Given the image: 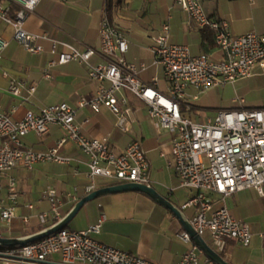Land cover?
I'll use <instances>...</instances> for the list:
<instances>
[{"label":"crops","instance_id":"obj_1","mask_svg":"<svg viewBox=\"0 0 264 264\" xmlns=\"http://www.w3.org/2000/svg\"><path fill=\"white\" fill-rule=\"evenodd\" d=\"M0 2L8 7L13 17L18 6L9 0ZM202 5L208 17L227 22L232 36L264 35V0H203ZM105 15L128 42L125 60L136 66L144 83L156 79L157 89L162 93H167L166 82L149 48L164 24L169 27L171 44L188 46L194 56L206 54L213 60L221 57L210 30L199 28L175 0H42L24 25L30 34H47L49 40L37 41L43 47L42 53L32 55L26 52L13 39V28L0 22V35L9 42L0 58V111L11 120L19 121L28 110L38 113L46 106L67 103L76 109L75 123L82 133L89 138L107 139L109 149L115 154L123 153L131 142L138 141L149 163L148 185L180 210L181 220L170 209L143 193L121 191L102 194L84 203L65 228L85 231L103 217L100 232L92 234L93 239L157 264H179L188 244L177 239L176 234L186 231L182 222L190 223L196 213L195 207L182 206L197 192L179 185L170 152L171 134L154 130L145 104L130 94H127V104L123 106L130 110V133H123L116 127L115 116L106 108H101L98 113L89 108H77L80 99L91 98L97 91V82L88 77V65L103 63L100 56H92L88 65L68 62L56 66L50 71V79L43 78L51 59V40L74 45L79 51L99 49V28ZM64 50L58 45L57 52ZM10 78L22 80L27 88L34 86L35 92L29 94L25 89L20 97L12 96L8 92ZM217 89H232L234 93L230 105L222 109L241 107L236 99L243 100L244 108L264 109V67L256 65L251 76L208 91ZM195 103L193 110L197 107ZM183 114L196 123H205L215 115L204 117L198 111L192 117L185 109ZM64 136V131L53 125L42 137L33 133L26 135L22 145L23 148L47 152ZM58 153L69 158V163H37L30 170L18 166L0 178V207L10 205L9 178L14 180L17 193L14 218L9 223L0 221V237H28L55 223L51 217L45 221L39 217L49 211V203L43 197V191L48 187L56 191L62 203V219L90 193L121 185L112 179L90 180L86 158L72 142L66 141ZM89 186H92L90 191ZM66 193H72L75 199H67ZM207 195L215 206L221 205L219 195ZM224 204L234 219L248 224L252 233L250 244L243 247L234 240H225L217 245L209 232L204 233L202 239L230 264H264V197L254 189H246L226 198ZM9 248L0 247V253L11 250ZM207 259L201 251L198 264H206ZM46 260L45 264H60L57 255H50ZM0 264L23 263L0 257Z\"/></svg>","mask_w":264,"mask_h":264},{"label":"built area","instance_id":"obj_2","mask_svg":"<svg viewBox=\"0 0 264 264\" xmlns=\"http://www.w3.org/2000/svg\"><path fill=\"white\" fill-rule=\"evenodd\" d=\"M18 6L11 17L9 9L0 2V22L13 28V39L29 54L43 52L38 40H49L46 33L30 34L25 28L29 15L33 14L42 0H9ZM252 2L253 0H249ZM199 28L208 29L221 57L211 59L206 54L194 56L188 46L171 44L169 27L162 26L153 38L150 52L154 63L162 69L167 93L157 89V80L144 83L133 63L125 60L128 42L105 15L100 24L99 49L86 48L79 51L74 45L51 40L43 78H51V69L68 62L88 65L92 56H100L103 63L88 65V77L97 82V91L91 98H82L77 108H89L98 113L106 108L115 116V125L123 133H130L132 121L127 104V94L140 99L146 106L148 119L154 130L171 134L170 152L174 171L182 188L196 190L197 194L182 208L195 207L190 221L200 236L209 232L215 244L234 240L247 247L252 233L247 223L234 219L224 200L231 195L254 189L264 197V109L242 107L220 109L212 119L196 123L183 114L190 111L199 96L215 87L233 84L251 76L256 65L264 67V35L248 33L232 36L224 20L208 17L203 10V0H175ZM9 45L0 35V58ZM58 45L65 49L57 52ZM29 94L35 87L10 78L8 92L20 97L23 90ZM76 109L67 103L42 108L38 113L26 111L19 121L11 120L0 111V178L18 166L32 169L37 163H69L70 159L59 155V149L72 142L86 158L87 176L90 180L105 178L120 184L148 185L149 163L138 141L131 142L121 154L109 149L107 139L86 137L75 123ZM60 127L65 136L47 152L23 148L22 139L33 133L42 137L51 126ZM10 205L0 207V221L11 222L14 218L17 193L15 182L8 180ZM92 186L88 187L90 191ZM208 193L219 195L221 205L215 206ZM43 197L49 203V211L39 215L42 221L48 217L54 222L61 220V201L53 188H46ZM65 197L74 200L72 193ZM32 208V206H29ZM27 222V220H25ZM101 220L85 231L60 229L48 236L24 246L0 253V257L23 264H45L50 255L60 257V264H157L139 255L129 254L107 246L92 238L100 232ZM177 239L188 244L179 264H198L201 254L198 246L186 231L176 234ZM206 264H214L207 259Z\"/></svg>","mask_w":264,"mask_h":264},{"label":"water","instance_id":"obj_3","mask_svg":"<svg viewBox=\"0 0 264 264\" xmlns=\"http://www.w3.org/2000/svg\"><path fill=\"white\" fill-rule=\"evenodd\" d=\"M121 191H136L143 193L157 202L161 203L166 208L170 209L174 214L181 220L180 210L175 208L170 202L160 196L151 186L149 185H139V184H121L117 186H112L109 188L101 189L90 193L89 195L82 198L79 202L75 204L72 210L64 216L61 220L55 222L51 226L24 238H2L0 237V247L9 248V247H19L26 244L35 242L39 239H42L49 234H52L60 229L66 227L68 222L73 218V216L79 211L84 203L96 199L98 196L106 193H117ZM184 228L189 234L191 240L198 246V248L203 252V254L211 260L214 264H230L225 261L219 254H217L211 247H209L200 235H198L192 228L189 222H182Z\"/></svg>","mask_w":264,"mask_h":264},{"label":"rangeland","instance_id":"obj_4","mask_svg":"<svg viewBox=\"0 0 264 264\" xmlns=\"http://www.w3.org/2000/svg\"><path fill=\"white\" fill-rule=\"evenodd\" d=\"M234 96L232 89H217L213 91H207L199 96V100L195 103L196 109L187 111V114L194 116L197 112L206 116L215 114L219 109L226 108L230 105V100Z\"/></svg>","mask_w":264,"mask_h":264},{"label":"trees","instance_id":"obj_5","mask_svg":"<svg viewBox=\"0 0 264 264\" xmlns=\"http://www.w3.org/2000/svg\"><path fill=\"white\" fill-rule=\"evenodd\" d=\"M211 32V31H210ZM212 33V32H211ZM184 111V110H183ZM15 247L9 248V249H14Z\"/></svg>","mask_w":264,"mask_h":264}]
</instances>
